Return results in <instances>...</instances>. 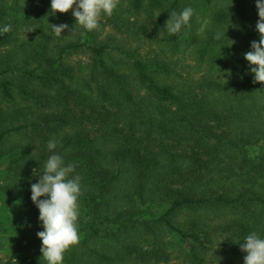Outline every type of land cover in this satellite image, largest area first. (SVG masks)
<instances>
[{
	"label": "trees",
	"instance_id": "trees-1",
	"mask_svg": "<svg viewBox=\"0 0 264 264\" xmlns=\"http://www.w3.org/2000/svg\"><path fill=\"white\" fill-rule=\"evenodd\" d=\"M221 1L195 48L208 62L200 77L131 43L162 30L164 49L185 53L186 28L164 29L185 0H119L107 24L123 38L86 31L69 11L52 15L50 0L30 3L0 33V213L15 215V235L40 223L30 185L53 139L82 188L79 242L64 264H223L246 255L244 236H264V82L253 83L244 59L260 34L247 0ZM62 23L67 36L56 42L51 24ZM201 210L223 212L220 222L174 220ZM17 259L45 264L40 249Z\"/></svg>",
	"mask_w": 264,
	"mask_h": 264
},
{
	"label": "clouds",
	"instance_id": "clouds-1",
	"mask_svg": "<svg viewBox=\"0 0 264 264\" xmlns=\"http://www.w3.org/2000/svg\"><path fill=\"white\" fill-rule=\"evenodd\" d=\"M259 19L255 28L260 34L259 40L250 42V50L244 53L248 62V71L253 74V83L264 82V0H255ZM119 0H50L51 14L57 10L61 13L71 9L75 22L86 31L99 30L102 16L111 17L117 9ZM159 13L156 15L158 16ZM195 9L185 6L181 11L172 12L166 20L164 29L168 34H177L182 28H191V19ZM210 21L202 19L198 32L203 33ZM52 32L60 37L67 24H51ZM11 25L4 24L0 33L9 31ZM31 30V29H30ZM215 38L220 39L221 33L216 32ZM234 41L232 40V45ZM230 74V73H229ZM58 141L50 139L47 149L51 155L43 163L42 174L37 182L30 185L31 200L39 210L38 221L42 230L36 233L41 240L40 252L45 264H64V253L71 246L79 242V196L82 194L81 178L74 173L75 165L65 163V159L58 152L52 151ZM34 173L37 171L33 170ZM43 197V198H41ZM239 243L242 252H245L244 264H264V236L253 231ZM12 264H16L13 258Z\"/></svg>",
	"mask_w": 264,
	"mask_h": 264
},
{
	"label": "rangeland",
	"instance_id": "rangeland-1",
	"mask_svg": "<svg viewBox=\"0 0 264 264\" xmlns=\"http://www.w3.org/2000/svg\"><path fill=\"white\" fill-rule=\"evenodd\" d=\"M248 9L250 11V14L252 16V21L256 25L258 17V10L256 8L255 0H247ZM35 4V0H0V27H2L4 24H9L13 20H15L16 16L20 17L23 10L30 4ZM207 4V5H206ZM223 5L221 0H214L213 5H209L207 0H185L184 7L185 6H191L195 9V15L191 19V28H186V32L183 36V39L186 40V38H189V44L191 47L189 49H186V52L183 53L180 50L177 51H169L168 49H164L162 44V34L163 31L161 30L159 34L154 33L153 37H146L143 41L136 42L135 40L132 41V47L138 48L139 52L145 56L146 59L152 58L155 54H160L162 57L169 56L174 58L175 61L178 62L177 67L179 70H182L183 72H191L197 75V77H200L204 72L207 70L208 62H197L195 58V48L196 46L200 45L204 36H207V34L210 32L209 29L213 27L212 25V16L216 9ZM34 6V5H32ZM217 6V7H216ZM230 8V6H227ZM71 12V9L69 10ZM72 13V12H71ZM142 17L145 16V13L143 12ZM140 16V15H139ZM202 19H208L210 21L207 29L205 32L200 33L198 32V29L200 27V21ZM108 19L107 16H102L100 20V31L103 35L107 34H113L114 36L118 38H123L116 30L111 29L110 25L107 24ZM106 25L102 28V26ZM151 28L153 27V23L150 22ZM103 29V30H102ZM152 30V29H150ZM25 27H22L19 30V35H24ZM65 36H67L63 31L61 33L60 37L54 36V40L56 42H62L65 40ZM217 48L215 47L213 52L217 53ZM238 56L235 60L240 61L243 58L240 53H238ZM233 64L230 63L226 68L222 69L223 71H220L221 79L223 80H231L234 72ZM230 73V74H229ZM163 81L170 82L171 77H163ZM1 178V174H0ZM165 208V206H164ZM223 213V212H222ZM222 213L216 212L215 210H201L197 213H191L190 211H183L180 212L174 220L179 225L185 224V222L192 216H196L197 218H200L201 220H204L205 222H208L209 224H214L220 222V215ZM225 216V215H224ZM4 215L0 213V264H12L8 263L10 260L13 261V258L16 260V264L18 263V254L21 255L22 258L31 257L34 253H36L40 247H41V240L37 237L36 233L40 230H42L41 223L31 224V225H25L24 231H21L15 235V227L13 219L15 217L14 214H11V217L6 218V221L4 220ZM223 218V217H222ZM78 220V228H80ZM105 240L99 241V242H93L91 244L94 248H101L105 246ZM175 262V261H174ZM223 264H244L243 258H232V260L226 261Z\"/></svg>",
	"mask_w": 264,
	"mask_h": 264
}]
</instances>
